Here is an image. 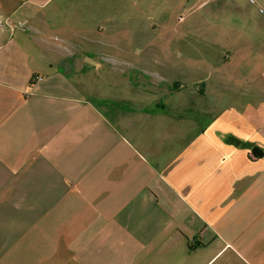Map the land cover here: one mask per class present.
Masks as SVG:
<instances>
[{"label":"crops","instance_id":"obj_1","mask_svg":"<svg viewBox=\"0 0 264 264\" xmlns=\"http://www.w3.org/2000/svg\"><path fill=\"white\" fill-rule=\"evenodd\" d=\"M120 1L0 0V264H264V19L110 56Z\"/></svg>","mask_w":264,"mask_h":264},{"label":"rangeland","instance_id":"obj_2","mask_svg":"<svg viewBox=\"0 0 264 264\" xmlns=\"http://www.w3.org/2000/svg\"><path fill=\"white\" fill-rule=\"evenodd\" d=\"M215 1L216 0H207V5L214 6ZM111 2L115 3V1ZM146 2L148 3V7L145 5ZM203 2H205V0H174L175 11L178 13L174 17L172 15L171 7L172 0L120 1L121 7H124L125 4L127 8V15L125 17H110L112 20H121L119 22L121 26H119L118 22L116 21L115 28L109 27L108 24H105V31H103V33H95V39L101 42L98 50L105 51V53L110 56H117L119 55V51L114 46H116L119 41H127L130 43V46L126 48V55L133 56L138 52H140V54L143 56L166 57L169 55H174L172 45L167 43V36L168 31L175 22V25L183 24L189 27L188 29H185V33L189 32L187 34L191 35L192 45L198 48V50L203 51L205 54V49L208 44L206 45L202 42L201 44L199 42L200 39L213 43L214 39L211 37L216 33L214 31H207L204 33L200 30L201 26L213 23V21L208 20L201 14L202 9L207 6L206 5L202 8ZM238 4L239 6L236 5V8L246 7L245 0H239ZM183 7L185 8V11H183ZM167 8L168 10H166ZM149 14L152 15L149 16ZM149 19L154 21L158 27L167 25L165 28L166 32H155L154 30L150 31L148 28ZM180 34H182V32ZM204 34L205 37L203 36ZM140 39H142L144 43L149 42V46L147 48L144 47L141 49L138 45H135L133 40ZM150 42H152V44H150ZM109 43H111L112 46H108ZM179 50H182L180 53L183 55V44Z\"/></svg>","mask_w":264,"mask_h":264},{"label":"built area","instance_id":"obj_3","mask_svg":"<svg viewBox=\"0 0 264 264\" xmlns=\"http://www.w3.org/2000/svg\"><path fill=\"white\" fill-rule=\"evenodd\" d=\"M248 6L255 9L256 14L264 19V7L260 6L256 0H246ZM38 79V78H37Z\"/></svg>","mask_w":264,"mask_h":264}]
</instances>
